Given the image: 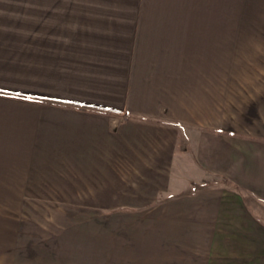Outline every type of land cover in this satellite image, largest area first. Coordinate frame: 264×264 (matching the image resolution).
<instances>
[{"label":"crops","instance_id":"0c3cea01","mask_svg":"<svg viewBox=\"0 0 264 264\" xmlns=\"http://www.w3.org/2000/svg\"><path fill=\"white\" fill-rule=\"evenodd\" d=\"M262 36L264 0H0V264H264Z\"/></svg>","mask_w":264,"mask_h":264},{"label":"rangeland","instance_id":"374dc122","mask_svg":"<svg viewBox=\"0 0 264 264\" xmlns=\"http://www.w3.org/2000/svg\"><path fill=\"white\" fill-rule=\"evenodd\" d=\"M261 38V41L259 42L260 44H264V36L259 37ZM216 184H227L226 181H214ZM196 187V186H195Z\"/></svg>","mask_w":264,"mask_h":264}]
</instances>
